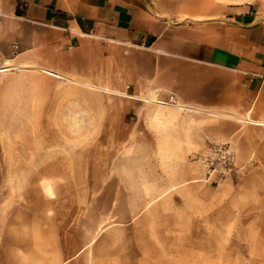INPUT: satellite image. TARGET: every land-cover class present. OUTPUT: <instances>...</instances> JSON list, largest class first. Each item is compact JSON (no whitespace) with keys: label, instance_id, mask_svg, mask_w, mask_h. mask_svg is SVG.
Returning a JSON list of instances; mask_svg holds the SVG:
<instances>
[{"label":"crops","instance_id":"1","mask_svg":"<svg viewBox=\"0 0 264 264\" xmlns=\"http://www.w3.org/2000/svg\"><path fill=\"white\" fill-rule=\"evenodd\" d=\"M0 123L51 130L58 147L43 159L93 160L106 178L99 192L117 183L96 232L83 217L51 215L46 199L40 216L0 200V264H166L158 236L122 229L136 216L114 215L120 194L170 209L169 224L228 225L197 213L250 207L237 196L252 178V207H264V9L246 0H0ZM217 145L228 146L231 171L214 186ZM12 159L0 151V162ZM213 193L215 202L205 199ZM181 209L190 217L173 216Z\"/></svg>","mask_w":264,"mask_h":264},{"label":"rangeland","instance_id":"2","mask_svg":"<svg viewBox=\"0 0 264 264\" xmlns=\"http://www.w3.org/2000/svg\"><path fill=\"white\" fill-rule=\"evenodd\" d=\"M227 1L239 4L243 0H223ZM246 1L264 9V0ZM50 131L0 127V151L17 157L15 160L0 162V188L6 187L5 192H0V200L15 203L17 208L25 207V211L30 210L34 215L40 216L46 208L42 204L46 199L53 203L51 215L83 217L80 226L86 232L100 231L106 227L104 222L111 216L110 205L115 195L112 189L117 183L108 182V191L99 192L105 185L106 178L99 175L93 160L61 162L43 159L47 150L58 147L50 144L53 140L49 135ZM85 148L87 151L91 146ZM31 154L36 159L29 160ZM62 168H68L70 175H59ZM86 172L89 175H84ZM45 173L51 175L45 176ZM261 181L264 184V178ZM217 182L219 181H213L212 185H218ZM241 184L250 191L237 198L240 197L241 202L250 207H237L236 203L230 202L227 209L205 210V215L203 211L200 212L202 214L197 213V216H207L209 220H227L228 225L169 224L164 217H172L170 209L140 208L142 194L136 193L120 194L118 200L121 205L113 212L121 221L131 220L136 216L129 225L122 228L132 232L136 238L144 239L150 233L158 236L165 244L166 264H264V207H252V178H244ZM191 195L192 193H187L185 199L189 200ZM205 199L215 202L218 197L213 193L210 198ZM261 200L264 204V190L261 192ZM124 202L131 207L124 206ZM177 212L173 216L188 218L192 210L181 209ZM142 217L163 223L143 222Z\"/></svg>","mask_w":264,"mask_h":264},{"label":"built area","instance_id":"3","mask_svg":"<svg viewBox=\"0 0 264 264\" xmlns=\"http://www.w3.org/2000/svg\"><path fill=\"white\" fill-rule=\"evenodd\" d=\"M231 152L226 145H217L211 147V156L208 160L209 167L211 168L209 179L214 173L218 176H213V181H221L226 174L230 173Z\"/></svg>","mask_w":264,"mask_h":264}]
</instances>
